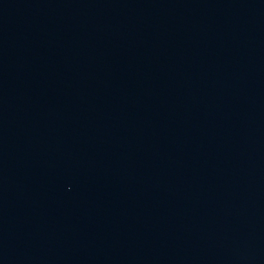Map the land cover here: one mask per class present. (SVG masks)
I'll list each match as a JSON object with an SVG mask.
<instances>
[{"label": "water", "instance_id": "95a60500", "mask_svg": "<svg viewBox=\"0 0 264 264\" xmlns=\"http://www.w3.org/2000/svg\"><path fill=\"white\" fill-rule=\"evenodd\" d=\"M0 264H264V0H0Z\"/></svg>", "mask_w": 264, "mask_h": 264}]
</instances>
